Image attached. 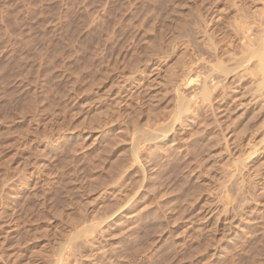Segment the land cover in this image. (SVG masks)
<instances>
[{"label": "rangeland", "instance_id": "rangeland-1", "mask_svg": "<svg viewBox=\"0 0 264 264\" xmlns=\"http://www.w3.org/2000/svg\"><path fill=\"white\" fill-rule=\"evenodd\" d=\"M263 7L0 0V264H264V196L238 216L260 120L234 69ZM210 72L229 98L196 104Z\"/></svg>", "mask_w": 264, "mask_h": 264}, {"label": "bare ground", "instance_id": "bare-ground-1", "mask_svg": "<svg viewBox=\"0 0 264 264\" xmlns=\"http://www.w3.org/2000/svg\"><path fill=\"white\" fill-rule=\"evenodd\" d=\"M256 11L259 12V10H256ZM247 13H248V11H247ZM254 13H256V12H254ZM260 13H262L261 10H260ZM260 13L258 16H260ZM257 21H256L257 23H255L254 26H253V24L248 23V22H244L242 24V58L237 61L236 66L234 68V69H238V68L242 67V70H241L242 71V73H241L242 74V77H241L242 78V103H240V105H242V116L246 115V114H249L252 117L259 116V120H260V122H258L259 120H257V122L259 124H257V126H255L254 129L251 130L252 133L248 134V136L244 135V136H246V141L244 143L245 145H243V146H247V147H245V148H247V151L245 152L246 149H242V159H240L242 161V163H241L242 164V172L240 171V173H242V177H240V178H242V185H238V190H239V194H238L239 198L238 199H239V203H240V205H239L240 210L238 212V216H239L241 222H242L241 219H243L244 221L247 220L246 219L247 217H245L246 215H248L247 213L254 212L253 211L254 209H252V203H251L252 200H254V198L258 199V198H262L264 196L263 191L261 192V189H264V188H263V186H261L260 179L258 180V177H256V178H255V176L253 177L254 173L256 174L257 172L261 171L260 168H262V169L264 168V156L260 159H257V161H255L252 166H249V164H246L247 160H249L248 158L251 157V155L253 156L255 153L260 151V149L262 147H263L262 149H264V10H263V15L261 14V18L257 19ZM252 23H254V22H252ZM209 42H207V44H209ZM206 47H207V45H206ZM220 64H222V63L219 62L218 65H220ZM215 65H217V64H215ZM233 65H235V64H233ZM215 68H219V70L222 73H224L225 75H229L231 73V71L234 70V69L230 70L231 68L228 69L222 65L217 66V67L215 66ZM206 74H205V76H206ZM213 76L214 75H212L210 72L209 75L207 74V76L203 78L204 80H202V81L200 80L202 82V83L199 82L201 86L199 85L200 88L198 87L197 90L196 89H195V91L193 90L194 92L191 94V96L193 95L194 99H192L191 101L196 102V104L201 102L205 105V104H207V102L209 103L213 99L215 101V97L217 99L219 98L220 101H226L229 98L227 95L228 92L226 91V87L225 86H222L221 88L218 87L221 85L220 84L221 82L223 83V80H220V78H218L219 80L216 81L215 78L217 75H215V77H213ZM200 78H201V76H200ZM193 82L194 81H191V79L189 82H186L187 87L191 86ZM216 93H217V96L214 95ZM191 96H190V98H191ZM182 99H183V105L180 102L181 103L180 104L181 109H179L180 112L184 111L183 108L187 104L186 98L182 97ZM236 99H238V98L236 97ZM187 101H189V100H187ZM213 103H215V102H213ZM213 103H212V105H213ZM204 105H203V107H204ZM199 106H201V105H199ZM199 106H198V109L201 108ZM214 108H216V107H214ZM180 114H182V112ZM251 116H249L250 119H251ZM249 117H248V119H249ZM244 118H245V116H244ZM254 119H256V118H254ZM251 121L254 122L256 120L251 119ZM135 129L138 130V131L137 130L135 131L136 134L139 133V131H141V129H138V128H135ZM242 130H243V126H242ZM243 131H245V130H243ZM248 132H250V131H248ZM244 133H246V131ZM157 136H158V134H157ZM243 137H242V139H244ZM143 138H145V140L142 138H135V135H134V141H135L134 143L135 144H133L132 148H133V151L136 152V154H137V151L140 150V146H142V145H140L142 140L146 141V142L147 141L151 142V141H155L157 137L155 136V134H151V133L147 132V133H143ZM159 138H160V135H159ZM157 141H155V142L157 143ZM142 143H144V142H142ZM151 143H153V142H151ZM142 148H143V146H142ZM250 151L252 153L247 155V153ZM261 152L264 153L263 150ZM138 153L140 154V152H138ZM136 154H135V156H136ZM259 154H260V152H259ZM252 161H254V160H252ZM251 168L253 169L251 171L252 173L250 172ZM246 172L251 173L249 175V177H251V178L248 180L246 179ZM260 177H262V175ZM237 178L239 180V177H236V180H237ZM233 185H236V182H233ZM250 194L252 196H250ZM250 197H252L251 200H250ZM254 201H257V200H254ZM224 205H225V207H224L225 209H227L229 206H233V204L229 200H228V202H225ZM230 209H232V208H230ZM233 210L235 211V209H233Z\"/></svg>", "mask_w": 264, "mask_h": 264}]
</instances>
